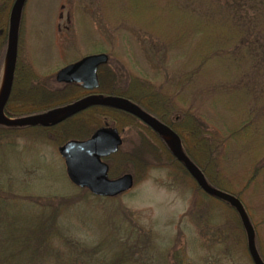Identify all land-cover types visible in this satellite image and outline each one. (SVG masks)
Listing matches in <instances>:
<instances>
[{"label": "trees", "instance_id": "trees-1", "mask_svg": "<svg viewBox=\"0 0 264 264\" xmlns=\"http://www.w3.org/2000/svg\"><path fill=\"white\" fill-rule=\"evenodd\" d=\"M6 1L8 0H0V81L6 65L10 14L15 0H12L8 6H5ZM165 1L166 8L174 6L173 0ZM174 1H177L178 12H183L185 15L189 13L188 15L193 18L192 23L195 28L192 31L198 37L195 54L200 62L190 74H186V63L182 65L180 71L186 76L178 79L180 84L177 86L180 88L179 85H181L183 88L191 78L204 80L208 75L209 65L212 66L221 56L229 58L240 52L244 53L243 57L246 63L248 62L245 64L241 77L236 74L231 78V74L228 76L222 73L221 79L213 86L215 88L213 96H210L213 93H209V86L204 80L203 87L200 85L202 90L199 87L200 91L196 94L197 104L194 103L187 110L179 109L177 114L176 105L170 101L171 95L166 97L158 90H162L164 84L154 87L150 82L138 78V80L132 79L126 83L127 79L118 70L112 68L110 60L98 70L99 87L95 91H88L78 83L60 84L56 80L53 81L62 86L52 87L37 72L29 71L23 66L24 70H21L19 66L21 63L20 43L18 42V60L13 87L4 113L10 119L43 114L71 105L90 94L116 96L130 100L180 137L183 151L202 171L212 187L232 194L241 201L255 231L254 241L257 251L264 261V253L259 245L264 231V215L257 219L254 212L249 211V205L244 199L249 189L257 191L258 178L262 177L264 184V157L250 170L249 179L241 189L237 190L232 186L228 182V176L223 172V160L227 156V151L241 144L240 141L250 143L251 139L257 136L253 133L254 128L261 125L259 116L263 117L264 114V109L261 107L258 109L255 106V102H259L257 98L259 94L254 86L257 81L261 84L264 82V0ZM212 8H216L217 11H213ZM213 14L223 16L219 20L224 24L235 26L237 34L228 39L230 42H236L234 49L226 50L227 46H222L218 38L217 41L212 39L213 41L210 42L205 36V33L209 32L205 31L213 26L211 23ZM192 23L188 24L192 25ZM215 26L217 27L216 24ZM164 46L166 50H169V44L165 43ZM178 53L184 55L186 52L179 49ZM239 79H242V82ZM168 80L171 82V78ZM238 95H244L245 103L242 101L241 104L226 106L229 107V113L232 116L240 113L239 124L232 123L231 127H228L227 115L223 113L217 116L219 120L222 119L220 124L215 122L212 124L209 121L212 112L202 110L206 100L216 99L213 101V106H216L218 101L222 99L231 101V98ZM251 100H253V105L250 106ZM190 119L193 120V124H190ZM221 124L222 126L219 127ZM105 125L118 129L123 136V142L127 140L128 135L133 136L134 134L138 138L137 144L135 143L132 149L121 147L116 154L107 159L110 165V178L131 174L138 181L139 178L146 176L149 169H158L164 164L172 165V163L180 165L183 172L190 177L183 164L175 159L166 141L139 119L124 111L93 106L53 126L0 125V264H190L186 255L180 251L179 241L177 249L162 255V252L158 251L157 238L139 225H132L131 223L134 224L135 220L129 217L124 219L122 216L124 220L116 221V223L110 221L108 224L110 228L115 225V229L124 228L122 224L131 226L124 228V235L119 233L120 235H116L118 238L113 237L119 244L117 251L113 250L112 246L106 248L111 244L106 237L105 240L92 238L96 241L88 237L87 239L81 238L77 225L70 223V231L65 230L64 221H62L64 212L71 210L80 220V206L84 198L92 202L102 198L92 195L85 189H81L80 195L66 199L59 198L60 196L57 195L47 197L34 195L31 187L15 185L16 179L22 174H30L28 173L29 167L21 171L12 168L15 164L13 161L15 152L26 149L27 146L29 148L28 144H33V142L41 144L44 141L59 148L71 140H87L97 129ZM262 128L264 129L263 125ZM20 143H24V147ZM262 152L264 155V150ZM9 154L10 159L7 157ZM7 173L8 177L4 181L3 174ZM221 178L227 184L218 183ZM196 189L205 197H211L204 193L198 185ZM115 198L104 199L113 200ZM226 206L234 212L230 205L226 204ZM188 214H191L190 216L195 218L199 225L209 231L212 240L211 247L216 248L220 244L224 246L221 251L218 250L219 262L222 261V257H229L228 254H231V258L234 259L242 251L241 254L247 257L249 263L254 264L248 253L245 230L235 212L231 213L233 216L227 214L229 219L225 221L227 222L225 225L221 226L217 225L221 222L218 218L207 217L206 208L199 207V205L190 210ZM225 218L226 215L223 219ZM130 220L133 221L130 222ZM207 260L205 258L203 262L207 264ZM235 261L232 260L233 263Z\"/></svg>", "mask_w": 264, "mask_h": 264}, {"label": "rangeland", "instance_id": "rangeland-1", "mask_svg": "<svg viewBox=\"0 0 264 264\" xmlns=\"http://www.w3.org/2000/svg\"><path fill=\"white\" fill-rule=\"evenodd\" d=\"M11 1H6L5 6H8ZM165 2V0H27L20 20L19 58L21 63L19 66L21 70L27 67L29 71L37 72L52 87H61L62 85L53 81L56 80V74L61 68L88 55L106 54L112 62V68L118 70L127 79L126 83L138 78L150 82L154 87L164 84L163 89L158 90L166 97L171 95L170 101L176 105L178 114L179 109L187 110L194 103L197 104L196 94L200 91L199 87L204 80L209 86V93H213L210 96H213L215 93L213 86L221 79L222 73L228 76L231 74V78L236 74L241 77L245 64L248 62L246 63L242 52L229 56L230 59L228 56H221L213 64L214 66L209 65L207 75L209 77L206 76L204 80L191 78L188 84L183 88L179 85V88L178 79H183L186 74H190L200 63L195 54L198 37L193 34L192 30L195 26L189 13L185 15L183 12H178L177 1L173 0L174 6L167 8L164 5ZM212 10L217 11L216 8ZM212 16L215 17H211L213 26L205 31H209L205 33V36L210 42L217 41L218 38L222 46H227L226 50L234 49L236 42H230L228 39L237 34L235 26L221 22L219 19L223 16L217 14ZM165 43L170 45V51L166 50ZM179 49H183L186 53L179 55ZM187 62L191 64L188 65ZM184 63L187 65L186 74L180 71ZM4 74L3 70L0 93ZM168 78H171V82ZM239 80L242 82V79ZM254 86L259 94L257 96L259 102H255V106L258 109L259 107L264 109V82L261 84L257 81ZM215 100H206L202 109L204 112L207 110L212 112V117L208 116L212 124L213 122L220 124L222 119L219 120L217 116L221 113L227 115L228 127H231L232 123H240V113L232 116L226 105L234 106L241 104L242 101L245 103L244 95L231 98V101L222 99L213 106ZM252 101L250 106L253 105ZM259 122L261 125L253 129V133L257 136L248 144L240 141L241 144L227 151V156L223 160V172L228 176V182L237 190L244 187L249 179L250 170L264 157L262 154L264 114L263 117L259 116ZM193 123L190 119V124ZM221 126L222 124L219 127ZM164 140L170 150L173 149L174 140L171 137H165ZM137 141L138 138L134 134L128 135L122 148L130 150ZM20 144L24 147V143ZM28 145H30L29 148L27 146L26 149H21L22 152H15L13 157L15 164L12 168L21 171L29 167L30 174H22L20 178L18 175L15 185L31 187L32 194L45 197L57 195L60 196L59 198L69 199L81 194V188L73 185L67 178L64 160L57 146L44 141L41 144L33 142ZM7 157L10 159V154ZM7 177L8 173L3 174L4 181ZM190 177L177 163L164 164L163 167L154 170L149 169L144 178L135 180L131 191L113 200L101 198L92 202L84 198L80 206V220L71 210L66 211L62 214L63 226L65 230L70 231V223L77 225V230L83 239L88 237L91 240H94L92 238L102 240L106 237L109 242L111 241L106 248L112 246L113 250L117 251L119 244L114 238H118L116 235L119 233L123 234L124 228L130 224H122L124 228L116 229L115 225L110 228L108 224L110 221L116 223L129 217L135 220L134 224L131 223L132 225H139L157 238L158 251L162 252V255L177 249L179 241L180 251L186 255L190 264H205L203 262L205 258L208 259L207 264H251L247 257L241 254L242 251L234 259L231 258V254H228L227 258L221 255L222 261H218L220 256L218 250L221 251L224 246L220 244L216 248L211 247L209 231L199 225L197 220L188 213L199 205L206 208L207 217L218 218L221 222L217 225L221 226L227 223L225 221L229 219V215L233 216L231 213L237 214V212L235 210L231 212L224 202L216 198L205 197L196 189L197 184ZM218 183L227 184L226 181H222V178L218 180ZM257 185V191L249 189L244 199L249 205V211L251 213L253 211L258 219L264 215L262 177L258 178ZM224 215H226L225 219H223ZM122 216L124 219L121 218ZM259 243L264 253V231ZM232 260H236L235 263Z\"/></svg>", "mask_w": 264, "mask_h": 264}, {"label": "water", "instance_id": "water-1", "mask_svg": "<svg viewBox=\"0 0 264 264\" xmlns=\"http://www.w3.org/2000/svg\"><path fill=\"white\" fill-rule=\"evenodd\" d=\"M26 1L15 0L11 9L4 83L0 93V125L15 127L53 126L93 106L112 108L133 115L163 139L171 137L174 140L172 142L173 149H171L173 156L183 164L188 174L204 193L230 205L237 212L246 233L248 253L252 262L264 264L255 245L254 228L241 201L232 194L212 187L202 171L183 151L180 137L137 104L116 96L89 95L71 105L43 114L17 119H10L5 115L4 110L13 87L18 59L20 20ZM108 61L109 57L106 54L85 56L61 68L56 74V81L65 84L78 83L84 89L94 91L99 87L98 70ZM122 144V138L116 128L102 127L87 140L66 142L58 148V152L64 160L66 175L73 185L87 189L97 197L113 198L131 191L135 185V179L131 174H124L117 178L109 177L110 168L105 160L116 154Z\"/></svg>", "mask_w": 264, "mask_h": 264}, {"label": "flooded vegetation", "instance_id": "flooded-vegetation-1", "mask_svg": "<svg viewBox=\"0 0 264 264\" xmlns=\"http://www.w3.org/2000/svg\"><path fill=\"white\" fill-rule=\"evenodd\" d=\"M60 84H63V83H60ZM89 91V90H88ZM95 91V90H94ZM90 95H96V94H90ZM103 127H112V126H110V125H105V126H103ZM102 128V127H101ZM98 130V129H97ZM118 130V129H117ZM119 134H120V136H121V138H122V142H123V136H122V134L120 133V131H119ZM123 145V144H122ZM122 147V146H121ZM106 162H107V159L105 160ZM108 163V162H107ZM108 165H109V163H108ZM109 168H110V165H109ZM110 173V172H109ZM110 177V176H109Z\"/></svg>", "mask_w": 264, "mask_h": 264}, {"label": "bare ground", "instance_id": "bare-ground-1", "mask_svg": "<svg viewBox=\"0 0 264 264\" xmlns=\"http://www.w3.org/2000/svg\"><path fill=\"white\" fill-rule=\"evenodd\" d=\"M168 141H170V139H168Z\"/></svg>", "mask_w": 264, "mask_h": 264}]
</instances>
